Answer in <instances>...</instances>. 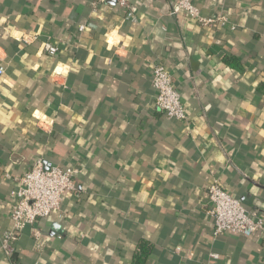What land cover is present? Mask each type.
Here are the masks:
<instances>
[{
  "label": "crops",
  "instance_id": "crops-1",
  "mask_svg": "<svg viewBox=\"0 0 264 264\" xmlns=\"http://www.w3.org/2000/svg\"><path fill=\"white\" fill-rule=\"evenodd\" d=\"M130 4L135 19L117 0H0V264H138L143 247V264H264V230L216 236L206 214L218 182L264 216V0L197 1L225 17L212 25ZM154 61L186 122L156 105ZM39 159L77 167V188L9 255L17 179Z\"/></svg>",
  "mask_w": 264,
  "mask_h": 264
},
{
  "label": "built area",
  "instance_id": "built-area-1",
  "mask_svg": "<svg viewBox=\"0 0 264 264\" xmlns=\"http://www.w3.org/2000/svg\"><path fill=\"white\" fill-rule=\"evenodd\" d=\"M118 4L127 9V17L135 19L136 11L130 0H117ZM197 1L199 0H171V13L183 14L193 18L203 25L225 22V17H204ZM84 25H80L83 31ZM45 51L55 56L59 47L52 42H45ZM3 69L0 68V74ZM151 84L155 90L156 105L169 119L186 122L189 118L182 93L175 84L173 73L160 61H154L150 72ZM80 170L73 166L59 164L46 165L42 159L37 160L32 167L18 177L19 189L14 193L16 200L11 210L12 229L3 236L2 248L9 255L14 252L13 242L20 233L31 226L38 245L42 242V231L37 223L50 217L53 212L62 208L65 193L75 191L77 186L75 177ZM206 214L213 220V233L216 236L234 233L250 237L258 230H264V216L258 210L249 211L228 190L218 182L208 185L206 193ZM216 256V254H213Z\"/></svg>",
  "mask_w": 264,
  "mask_h": 264
},
{
  "label": "trees",
  "instance_id": "trees-1",
  "mask_svg": "<svg viewBox=\"0 0 264 264\" xmlns=\"http://www.w3.org/2000/svg\"><path fill=\"white\" fill-rule=\"evenodd\" d=\"M142 251H143L142 257L138 258L139 259L138 260V264H143L146 261V259H147V251H148L147 247L146 248L143 247Z\"/></svg>",
  "mask_w": 264,
  "mask_h": 264
}]
</instances>
